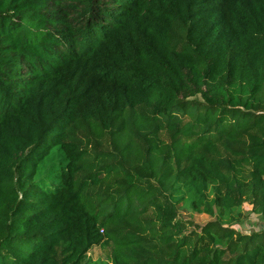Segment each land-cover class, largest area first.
I'll use <instances>...</instances> for the list:
<instances>
[{
    "label": "trees",
    "instance_id": "16d2710c",
    "mask_svg": "<svg viewBox=\"0 0 264 264\" xmlns=\"http://www.w3.org/2000/svg\"><path fill=\"white\" fill-rule=\"evenodd\" d=\"M94 247L264 264V0H0V264Z\"/></svg>",
    "mask_w": 264,
    "mask_h": 264
},
{
    "label": "rangeland",
    "instance_id": "374dc122",
    "mask_svg": "<svg viewBox=\"0 0 264 264\" xmlns=\"http://www.w3.org/2000/svg\"><path fill=\"white\" fill-rule=\"evenodd\" d=\"M105 147V146H104ZM178 217L184 221H189L191 229L200 230L208 222L214 221L216 217H209L204 214H196L191 211L187 205L179 204L177 207ZM243 218L240 224L235 227L242 233H250L258 231L263 224L259 216L252 212V207L246 203L242 206ZM86 264H109L105 254L100 247H94L90 250L86 257Z\"/></svg>",
    "mask_w": 264,
    "mask_h": 264
}]
</instances>
